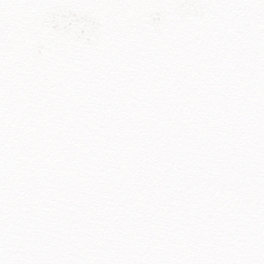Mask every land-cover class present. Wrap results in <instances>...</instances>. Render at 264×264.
Listing matches in <instances>:
<instances>
[{"label": "snow or ice", "instance_id": "snow-or-ice-1", "mask_svg": "<svg viewBox=\"0 0 264 264\" xmlns=\"http://www.w3.org/2000/svg\"><path fill=\"white\" fill-rule=\"evenodd\" d=\"M0 264H264V0H0Z\"/></svg>", "mask_w": 264, "mask_h": 264}]
</instances>
